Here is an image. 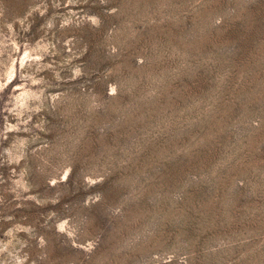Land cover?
Instances as JSON below:
<instances>
[{
	"label": "rangeland",
	"instance_id": "374dc122",
	"mask_svg": "<svg viewBox=\"0 0 264 264\" xmlns=\"http://www.w3.org/2000/svg\"><path fill=\"white\" fill-rule=\"evenodd\" d=\"M0 264H264V0H0Z\"/></svg>",
	"mask_w": 264,
	"mask_h": 264
}]
</instances>
